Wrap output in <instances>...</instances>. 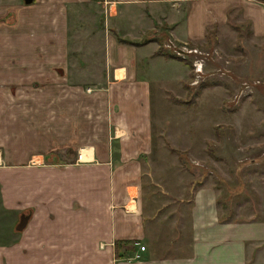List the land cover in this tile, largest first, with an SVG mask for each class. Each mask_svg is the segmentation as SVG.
<instances>
[{
  "label": "crops",
  "instance_id": "1",
  "mask_svg": "<svg viewBox=\"0 0 264 264\" xmlns=\"http://www.w3.org/2000/svg\"><path fill=\"white\" fill-rule=\"evenodd\" d=\"M85 1L66 0L63 12L69 3ZM137 7L149 39L101 33L102 97L87 98L104 101L103 134L94 143L59 149L63 143L52 137L58 129L39 135L27 120L16 141L0 143V264H254L260 258L264 222L221 220L218 193L207 184L189 191L188 221L167 220L170 215L160 211L169 203L160 204L161 198L168 202L187 190L165 189L167 183L159 181L169 178H155L147 166L155 129L162 132L175 116L166 110V93L179 91L190 73L182 58L156 54L160 33L153 32L193 44L209 39V31L212 37L232 36L233 44L240 35L242 52L252 56L240 53L238 63L248 66L264 54V0H119L105 20L115 23ZM6 18L1 15L0 22ZM68 23H62L66 40ZM89 106L67 121L65 146L89 130ZM63 110L66 116L52 111L56 128L69 116L70 109ZM135 253L139 258L129 260ZM251 255L255 260L248 262Z\"/></svg>",
  "mask_w": 264,
  "mask_h": 264
},
{
  "label": "rangeland",
  "instance_id": "2",
  "mask_svg": "<svg viewBox=\"0 0 264 264\" xmlns=\"http://www.w3.org/2000/svg\"><path fill=\"white\" fill-rule=\"evenodd\" d=\"M32 1L25 5L24 0H0V16L7 17L0 22V143L16 141L26 120L33 125L28 129H39V135L58 129L52 137L63 143L59 149L94 143L103 134L104 101L87 98L102 97L97 67L103 61L101 33L130 32L149 39L151 33H144L145 25L138 23L145 22L137 21L141 9L123 12L124 19L113 23L105 17L119 0L72 2L66 5L68 13L63 12L66 0ZM66 18L67 40L62 30ZM156 32L160 33L156 54L167 51L177 58L175 50L182 47L195 51L183 59L190 69L188 79L176 93H166L170 106L166 110L175 116L167 118L162 132L155 129L154 151L148 160V171L155 178L163 174L169 178L158 180L167 183L165 189L184 185L187 190L186 196L168 197V202L161 198L160 204L169 205L160 212L165 218L169 214L170 221H188L189 191L207 184L218 193L221 220L264 222V54L245 66L238 63L241 55L252 54L242 52L240 35L233 44L232 36L212 37L215 33L209 31V39L193 44L163 39L161 31ZM196 60L202 64L200 74L193 69ZM160 64L157 70L164 72ZM86 103L89 130L83 131V139L65 146L70 133L67 121L81 115ZM65 107L69 116L59 118L56 128L52 111L57 108L63 115ZM258 247L260 258L254 264H264V243ZM253 260L249 256L248 262Z\"/></svg>",
  "mask_w": 264,
  "mask_h": 264
},
{
  "label": "built area",
  "instance_id": "3",
  "mask_svg": "<svg viewBox=\"0 0 264 264\" xmlns=\"http://www.w3.org/2000/svg\"><path fill=\"white\" fill-rule=\"evenodd\" d=\"M167 47H170V46L168 45ZM192 52H195V51L194 50H188L185 47H182L181 50H175V54L182 59L187 58L188 57L187 54L192 53ZM192 64H193L194 72L197 74H200V71L202 69V64H201L200 60H196ZM139 249L141 251L144 250V246H140ZM138 258H139V254L135 253L132 257H130L128 259L132 260V259H138Z\"/></svg>",
  "mask_w": 264,
  "mask_h": 264
},
{
  "label": "water",
  "instance_id": "4",
  "mask_svg": "<svg viewBox=\"0 0 264 264\" xmlns=\"http://www.w3.org/2000/svg\"><path fill=\"white\" fill-rule=\"evenodd\" d=\"M32 2V0H24L25 4H30ZM26 220H27V216H21L20 222L18 224V228H22L25 224H26Z\"/></svg>",
  "mask_w": 264,
  "mask_h": 264
},
{
  "label": "trees",
  "instance_id": "5",
  "mask_svg": "<svg viewBox=\"0 0 264 264\" xmlns=\"http://www.w3.org/2000/svg\"><path fill=\"white\" fill-rule=\"evenodd\" d=\"M156 53H159V52L157 51ZM130 243H132V242H130Z\"/></svg>",
  "mask_w": 264,
  "mask_h": 264
}]
</instances>
